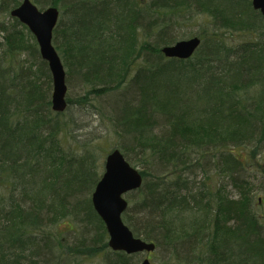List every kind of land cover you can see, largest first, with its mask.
<instances>
[{
    "label": "trees",
    "instance_id": "trees-1",
    "mask_svg": "<svg viewBox=\"0 0 264 264\" xmlns=\"http://www.w3.org/2000/svg\"><path fill=\"white\" fill-rule=\"evenodd\" d=\"M33 1L59 8L53 44L68 90L82 89L54 111L35 35L0 21V264H142L109 246L92 202L114 148L143 175L123 220L163 264H264V14L252 0ZM197 14L194 54L166 56ZM90 110L102 136L81 133Z\"/></svg>",
    "mask_w": 264,
    "mask_h": 264
},
{
    "label": "water",
    "instance_id": "water-1",
    "mask_svg": "<svg viewBox=\"0 0 264 264\" xmlns=\"http://www.w3.org/2000/svg\"><path fill=\"white\" fill-rule=\"evenodd\" d=\"M252 5L264 14V0H252ZM11 15L26 24L35 35L41 56L48 62L52 74V108L57 112L65 111L68 105L66 70L53 44L54 29L60 17L59 8L49 6L40 9L33 0H23L11 11ZM200 42L199 36H193L167 45L162 50L168 57L189 58ZM142 184V173L126 159L119 148L112 149L106 155L104 172L92 193V202L106 225L109 235L108 244L113 250L133 254L151 252L156 248L154 242L135 236L123 220V213L129 206L126 194L139 189ZM142 264L156 263L146 257Z\"/></svg>",
    "mask_w": 264,
    "mask_h": 264
},
{
    "label": "rangeland",
    "instance_id": "rangeland-1",
    "mask_svg": "<svg viewBox=\"0 0 264 264\" xmlns=\"http://www.w3.org/2000/svg\"><path fill=\"white\" fill-rule=\"evenodd\" d=\"M1 1V0H0ZM205 17L202 15V14H197L195 16H193L190 20H186L184 23H182V27H181V30L182 31H185L186 33V38L192 36V35H195L199 30L200 28L205 25ZM0 21H3L4 23L8 24V25H12L14 24V19L12 18V16L8 15V13H5V12H0ZM20 29H22L24 32H26V29L23 27V26H20L19 27ZM233 37L239 39V36L237 34L233 35ZM23 58L26 57V54H24L22 56ZM82 89V87L79 85V83L77 82V79L75 80L74 79V82H73V85H72V89L71 87H69V90H68V93L70 91H72L73 94H77L79 93V91ZM108 98L109 97H102L101 99L99 100H96L95 103L96 104H102L104 101H108ZM94 111L93 110H90L89 112H85L83 115H80V122L82 124L85 123V128L83 130H81V133H85V135H87L88 133H90V131H93L91 132L92 134H100V136H102V133H106V128L104 126V122L102 119L98 118L97 115L93 114ZM101 139V138H100ZM99 139H96V141H98ZM104 140V139H103ZM105 157L106 155L104 156V158L102 159V169H103V172H104V162H105ZM139 169L141 168L140 166H137ZM203 177V175L201 174V172H199V175H198V179H201ZM234 193V192H233ZM128 195H126L127 199H128ZM257 195L259 196H264L263 192L262 191H257ZM73 222H71L70 220H66L64 221L62 224H61V229L63 231H66L67 228H71L73 226ZM74 233H68L66 234V237L67 239H70L71 236H74L73 235ZM65 255V254H63ZM67 256L69 257V255L67 254L66 255V259L67 261H69L70 264H101L102 263V259L101 257H83L81 256L80 258H84V259H79V260H76V259H72L71 257L70 258H67ZM144 257H149L151 259V261L155 262L156 264H163L167 258L166 256L164 255V252H161V251H156V252H150V253H143L142 254V258ZM65 258V257H64Z\"/></svg>",
    "mask_w": 264,
    "mask_h": 264
}]
</instances>
